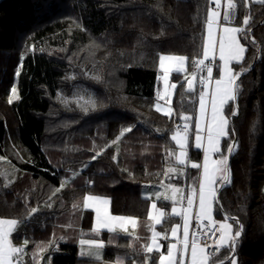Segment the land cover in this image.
<instances>
[{
	"label": "trees",
	"instance_id": "obj_1",
	"mask_svg": "<svg viewBox=\"0 0 264 264\" xmlns=\"http://www.w3.org/2000/svg\"><path fill=\"white\" fill-rule=\"evenodd\" d=\"M182 1L192 5L190 23L167 10L168 0H0V218L27 219L10 235L28 242L23 264H45V255L51 264L116 263L118 257L122 264H144L145 238L94 231L84 197H107L110 213L145 223L150 200L140 193L142 183L196 182L199 168L186 166L183 176L164 171L176 165L171 137L182 114L194 121L199 82L190 91L183 73H171L177 87L169 116L132 99L156 96L161 54L184 55L190 67L201 56L213 3ZM235 1L234 24L250 32L247 41L240 35L246 51L234 68L254 67L239 78L237 100L225 106V153L234 137L237 143L231 183L221 188L214 217H238L245 225L239 264H264V3ZM72 93L86 99L77 103ZM189 147L191 159L199 160L191 141ZM32 208L37 212L28 218ZM82 239L104 242L100 258ZM230 255L225 246L216 261Z\"/></svg>",
	"mask_w": 264,
	"mask_h": 264
},
{
	"label": "snow or ice",
	"instance_id": "obj_2",
	"mask_svg": "<svg viewBox=\"0 0 264 264\" xmlns=\"http://www.w3.org/2000/svg\"><path fill=\"white\" fill-rule=\"evenodd\" d=\"M260 3H264V0H258ZM209 3H215L216 9L213 10L211 7L207 12V29H208V38L203 46V58L194 60L193 63L203 71L204 68H207L208 77L207 79L201 75L199 79V84L201 85L199 93V115L195 118V147L197 149H203V164H202V175L199 182V202H198V211H195V219L197 222L207 218L211 223H214L212 219V206L213 202L218 199L217 193L220 188L225 187L231 183V171L229 167V158L233 151V145H229V155L224 156L220 154L219 159L213 158V154L219 153V145L221 137L228 135L227 127L229 124L228 119L224 116L222 109L225 104L229 101H235L238 98L240 91L239 87V78L243 74L247 73L251 68L254 67L250 65L249 68H242L240 72H234L231 65L233 61H242L244 59V54L246 51L245 44L240 43L238 39V34L243 36L245 41L248 40V35L250 29L241 28V27H228L223 28V35L219 37V60L222 62L220 67V76L215 79L214 85L212 81L213 68L205 63L210 56L212 60H215V43L213 42V25L217 23L221 16L219 9L221 8V0H209ZM247 3V0H245ZM236 5L233 3V0H227V7L223 10V18L229 20L232 15L235 14L234 9ZM250 17L245 15L243 18L244 25H248ZM23 59V56H21ZM186 57H173L160 55V67L164 69L163 80L165 82L164 96L169 97L171 93L169 88L175 89L176 84L169 83V73L172 70L170 67L165 66V61L176 60L179 62L180 67H183ZM17 74H19V69H17ZM195 72L193 73V79H189L187 82L188 90L194 88L195 83ZM99 79V77H96ZM12 93H16V88L13 87ZM13 97H9V103L12 102ZM95 107L94 101H89ZM209 106L211 115L209 117ZM159 110V105L156 106ZM85 111L88 109L85 108ZM172 111L171 108L167 109L166 114H170ZM238 109L234 110L232 115H238ZM181 119L186 121L182 130H177L171 137L173 141L180 148V152L177 155V161L179 164H185L188 156V145H189V132L190 127L188 121L191 120V117L188 114H182ZM202 119L204 120V127H202ZM131 131V127L124 128L121 130L120 135L116 137L118 141L120 136L124 135L127 132ZM206 131V136H205ZM234 131V128L232 129ZM206 140V143H205ZM112 141L111 143H115ZM234 144L236 142L234 141ZM108 145H105L107 148ZM238 148V144H237ZM103 151V149H102ZM100 153H97L96 156L92 157V160L97 159ZM116 157H113L115 159ZM3 159V158H0ZM87 167V164L85 165ZM193 168H200L201 165L197 163L192 164ZM169 171L175 172L176 169H170ZM91 183V181H89ZM64 187V184H61V188ZM173 190V205H175L176 195L180 193V189L175 188V186H169ZM93 199L92 197H84V206L90 207L88 203L89 200ZM167 199V198H166ZM181 201L185 197L180 195ZM187 207H181L177 209L175 206L172 208V213L177 216L183 217V239L177 237V244H169L167 255L161 254L159 258V264H210V254L206 252L208 245L202 243V237L198 236L196 232L189 233L190 221L193 219L194 212V200H195V189H193L186 197ZM75 207V205H74ZM153 208H156L154 203ZM37 209L32 208L28 213V218L32 214L36 213ZM151 219L155 220L156 223H160L159 216H153L152 212H149ZM228 220H232L235 224L228 223ZM125 221L135 224L133 218L125 217H113L107 214L105 210L104 214H100V210L97 209V224L94 225V231L98 228H106L109 232H113L115 227L119 226L121 229L126 230ZM27 219L17 220V219H0V264H20L19 254L24 251L23 246H14L9 239V235L13 232L17 225L26 223ZM179 225L173 226L172 235L177 236V228ZM219 237L214 241L216 245V252H220L221 248L227 246L230 250L231 255L225 257L224 260L219 261V264H226L228 260L231 261V264H239L236 253L238 252L239 247L242 244L244 233L246 232V227L242 224L238 217L225 216L224 221L220 222L219 225ZM234 233V234H233ZM160 233L153 231L152 243L147 245L145 248L146 252H152L153 248H158L159 245L156 243V237ZM215 235V233H213ZM25 240V245L27 244ZM81 245H89L90 248H95L97 251L95 253H89L90 255H95L96 258L99 257V250L102 249L105 245L102 240H81ZM179 245V247H178ZM132 245H129L131 247ZM190 248V259L189 256ZM84 252H81L83 255ZM120 257L117 258V264H120Z\"/></svg>",
	"mask_w": 264,
	"mask_h": 264
},
{
	"label": "crops",
	"instance_id": "obj_3",
	"mask_svg": "<svg viewBox=\"0 0 264 264\" xmlns=\"http://www.w3.org/2000/svg\"><path fill=\"white\" fill-rule=\"evenodd\" d=\"M248 2H252V3H260L258 2V0H247ZM233 3L236 5V1L233 0ZM168 8L167 10L173 14L175 17H177L179 20H182L183 22L186 23H190L191 19H190V10H191V3L188 1H182V0H168ZM180 7H182V9H184V11H181ZM227 7V0H221V8ZM211 8L213 10H217L216 9V5L215 3H213V5L211 6ZM220 8V9H221ZM219 9V11H220ZM188 13V14H187ZM207 21V20H206ZM225 26L228 27H239L235 24H231V23H222L220 22V20L217 21V23H214L213 25V35H212V39L213 42L215 43V60H212L211 56L207 59V60H211V61H215L216 67L214 70V75H213V85H214V81L215 79L219 78L220 76V67L222 62L219 60V37L223 35V28ZM208 38V29H207V23L205 22L204 25V39H203V46L205 41ZM238 39L240 40V34H238ZM240 43L241 40H240ZM243 44V43H242ZM200 59L203 58V48H202V53L201 56L199 57ZM197 58V59H199ZM196 59V60H197ZM186 62H184V64L186 65L187 69H190V75H189V79H193V73L195 72V83H194V88L196 87L197 83L199 82L200 76H201V71L199 68H197V66L193 64V66H189L188 64V60H185ZM241 61L237 62V61H233L231 62V67L233 69L234 72H238L235 68H234V64H238ZM160 63V60H159ZM160 65V64H159ZM178 72V71H176ZM163 74V73H162ZM162 79L160 78V89L159 91L156 93V96L153 98H145V97H139V98H132L134 99V102L144 108L147 107H152V104H154L153 99L159 98V95L162 93ZM188 82V79H187ZM201 86V85H200ZM199 92V91H198ZM230 102V101H229ZM228 102V103H229ZM227 103V104H228ZM225 104V106L227 105ZM225 106L222 109V112L224 114V116L228 119V116L225 114ZM156 109V108H154ZM172 109V106H171ZM173 112V109L171 111V114ZM199 115V93H198V99H197V107H196V114H195V118L196 116ZM209 117L211 115L210 112V106H209ZM195 118L193 122H188L189 123V127H190V132H189V142H192V145L194 147V149L198 150L200 155H199V160H192L191 157L189 156V145H188V156H187V160L185 164H179L181 166V171H175V172H171L168 171L167 175H173V176H177V175H184L185 172V167L189 166L192 167L193 163H197L199 165H201V167L198 169V175L196 178V182H184L181 180H177L175 182L170 181V179L167 180H162L160 182L163 181H167L168 183H170V185L172 186H177L176 188L181 187V191H182V195L185 197V199L180 203L177 201V198L175 200V205H173V201L171 199L167 200L165 202L166 205H162L160 203H162V201H158L157 204V209L154 210L153 212V216H159L160 219V223H156L155 220L151 219L149 216V212H150V202H149V207H148V214H147V219L145 220V223L142 222H138L136 218L131 217V216H123V215H115L110 213V200L107 197L104 196H94L95 199L100 200L101 201V205L99 208H94L91 207V211L93 212V216H92V229H94V225L97 224V209L100 210V214L103 215L105 210L107 211V214L113 217H125V218H133L135 221V224L133 225V223L125 221L126 224V231L125 229H121L119 226L115 227L114 230H119L123 233L125 232H129V235H134L137 237H141V238H145V248L147 245H150L152 243V236H153V231L160 233L159 236L156 237V243L159 245L158 248H153L152 252H146V257H145V262L144 264H159V258L161 254L167 255V250H168V245L169 244H177V237H179L180 239H183V217L182 216H177L174 215L172 213V208L173 206H175L177 209H180L181 207H187V195L189 194V192H191L193 189H195V200H194V212H193V216L195 215V211H198V202H199V182H200V178L202 175V164H203V149H197L195 147ZM229 121V119H228ZM186 123V121H184L179 127L181 129H179V127L177 128V130H182L184 124ZM202 123V127H204V120L202 119L201 121ZM229 129V124L227 127V131ZM176 130V131H177ZM205 136H206V131H205ZM228 135L221 137L220 140V145H219V153L213 154V158L215 159H219L220 158V154L224 155V156H228L227 153H225V150L222 147V142L224 140V138H226ZM206 143V140H205ZM175 147H174V151H173V155L175 154L176 150L180 151L179 146L176 144V142L174 141ZM232 144V143H231ZM229 153V152H228ZM177 162L176 166L178 165V161L175 160ZM170 169H175V168H170ZM166 170V168H165ZM159 183V182H158ZM142 185V184H141ZM140 185V187H141ZM140 190V188H139ZM86 196H91L92 195H86ZM150 200V199H149ZM217 201V200H216ZM216 201L213 202V206H212V219H214V205L216 203ZM85 208V206H84ZM85 209H89L88 207ZM169 217L170 218V223L169 224H165L164 220ZM207 219V218H206ZM220 222L224 221V219L219 220ZM192 220L190 221V225H191ZM228 223H230L228 221ZM179 225V227L177 228V236H173L172 235V228L173 226ZM190 225H189V233H190ZM98 231H109L106 228H98L96 229ZM12 233V232H11ZM10 233V235H11ZM127 234V233H125ZM190 238V237H189ZM82 240H88V239H82ZM87 245V244H85ZM89 246V245H88ZM179 247V245H178ZM155 253V256H153L152 254ZM153 256V257H152ZM218 256V255H217ZM217 256H212L210 258V264H213L215 262V264H219V261L221 260H217ZM188 259H190V248H189V256L187 257ZM123 260H120V264H122ZM105 263H109V262H102L100 264H105ZM117 263V262H116ZM109 264H113V263H109ZM231 264V262H230Z\"/></svg>",
	"mask_w": 264,
	"mask_h": 264
},
{
	"label": "rangeland",
	"instance_id": "obj_4",
	"mask_svg": "<svg viewBox=\"0 0 264 264\" xmlns=\"http://www.w3.org/2000/svg\"><path fill=\"white\" fill-rule=\"evenodd\" d=\"M181 11H184V9H182V7H180ZM188 14V13H187ZM182 23L186 24V22H183L182 20H180ZM19 43H18V48H22V46L24 45L23 42L21 41V39H19ZM165 56H173V57H185L184 55H172V54H165ZM186 62V61H185ZM160 64V63H159ZM165 66L166 67H170L172 70L170 71L169 73V83L170 84H173L170 80V77H171V73L172 72H181L184 74V76L189 80V75H190V69H187L186 68V65L184 64L183 67H180L179 65V62L176 61V60H172V61H168L166 60L165 61ZM159 69H160V73H163V75L161 76V79H162V93L159 95V98H156V99H153V102L154 104H152V106L154 108H156L157 110V105H159V112H161L162 114H165V115H171L170 114H166L167 113V109L171 108V97H172V93H173V89L169 88V92L171 93V95L169 97H165L164 96V88H165V82L163 80V76H164V69H162L159 65ZM76 89H74L75 91ZM73 91V92H74ZM73 97L75 96V100L78 102H82L84 101L83 99H86L85 97L82 99V95H80L77 99H76V95L77 94H73ZM71 95V96H72ZM71 96L69 98V101L71 100ZM122 99L126 100L127 98L131 101L132 99L129 98V96H126V95H121ZM113 141H116L115 143H111V145L113 144V146H117V143L118 141L116 139H114ZM180 151H177L175 152L174 154V157H175V160H177V155L179 154ZM177 164V162H176ZM170 168H175L178 172L181 171V166L178 165H169L166 167V170L164 171V175L166 174L167 175V172L170 170ZM73 179V175L68 177L67 179H65L63 181V184H64V187ZM170 186V183H168L167 181H163V182H149V183H142L141 187H140V193L143 197L145 198H148L150 199V211L154 212L155 209H157V204H158V201H162V204L163 206L166 205L165 202L167 200H170L172 199L173 197V190L169 187ZM172 186V185H171ZM177 186H175L176 188ZM59 189H61V186L59 187ZM177 189H180V193H177L176 195V198H177V201L178 202H182L181 199H180V195L182 194V191H181V187L178 186ZM263 190H264V186H263ZM93 199L89 200L88 203L91 205L90 207H88L90 210L91 207H94V208H99L100 205H101V201L100 200H97L94 198V196H97V195H92ZM91 197V196H89ZM167 198V199H166ZM156 204V208H153V204ZM83 208H84V202H83ZM86 208V207H85ZM84 208V209H85ZM0 219H4V218H0ZM18 227V225H17ZM16 227V228H17ZM126 231H129V230H126ZM127 234H129V232H125ZM9 239L11 240V243L14 245V246H23L24 247V251L22 253L19 254V259H20V264H23L24 263V260H25V240L24 241H21L20 243H15L14 241H12L10 235H9ZM95 253L97 250L94 249L93 250ZM99 256H100V250H99ZM43 261L45 264H51V258L49 255H45L43 257ZM105 264H109V263H105ZM113 264H117V263H113Z\"/></svg>",
	"mask_w": 264,
	"mask_h": 264
},
{
	"label": "built area",
	"instance_id": "obj_5",
	"mask_svg": "<svg viewBox=\"0 0 264 264\" xmlns=\"http://www.w3.org/2000/svg\"><path fill=\"white\" fill-rule=\"evenodd\" d=\"M224 8H226V7H224ZM224 8L221 9L220 21L226 22V23H234L236 20V16H237L236 9H234L235 14L232 15L229 20H225L223 18ZM205 63L210 65L213 68V73H212V81H213V79H214L213 75H214V70L216 67V62L205 60ZM201 75H203L207 79V77H208L207 68H204L203 71H201ZM157 87H158V84H157ZM200 89H201V87L199 88V93H200ZM213 221H214V223H211V227H209L210 221L208 219L205 218V219L197 222V220L195 219V215H194L192 222H191V225H190V238L189 239H191V233L192 232H196L198 236H201L202 237L201 242L206 243L208 245V247L206 248V252H208L210 254V257L216 256L221 252V250H220V252H216V245L214 243V241L216 239H218V237H219L218 229H219L220 223L217 222L216 220H213ZM213 233H215V235H213Z\"/></svg>",
	"mask_w": 264,
	"mask_h": 264
},
{
	"label": "water",
	"instance_id": "obj_6",
	"mask_svg": "<svg viewBox=\"0 0 264 264\" xmlns=\"http://www.w3.org/2000/svg\"><path fill=\"white\" fill-rule=\"evenodd\" d=\"M236 101V100H235ZM234 141L236 142L237 140H236V137H234V139H233V141H232V144L231 145H233V151H232V154H231V156H230V158H229V167H230V160H231V157H232V155H233V153H234V151H235V149H236V144H234ZM237 143V142H236ZM228 155H229V153H228ZM220 190H221V188H220ZM220 190L218 191V193H217V196H218V199H217V201H219V192H220Z\"/></svg>",
	"mask_w": 264,
	"mask_h": 264
},
{
	"label": "bare ground",
	"instance_id": "obj_7",
	"mask_svg": "<svg viewBox=\"0 0 264 264\" xmlns=\"http://www.w3.org/2000/svg\"><path fill=\"white\" fill-rule=\"evenodd\" d=\"M17 60V59H16ZM14 67V66H13ZM81 119V118H80ZM52 120V119H51ZM49 121H50V119H49ZM75 125V124H74ZM72 126V125H71ZM51 131V130H50ZM64 132V131H63ZM52 133V132H51ZM57 134V133H56ZM50 138V137H49ZM51 140V139H50ZM80 141V140H79ZM22 142V141H21ZM24 146V145H23ZM44 149V148H43ZM46 149V148H45ZM28 150V149H27ZM29 152V151H28ZM73 163H74V161H73ZM84 163V162H83ZM61 166H63V165H61ZM66 166V165H65ZM64 166V167H65ZM54 168V167H53ZM69 176V175H68ZM1 178V177H0ZM36 180V179H35ZM21 181V180H20ZM25 181V180H24ZM37 182V181H36ZM14 184V183H13ZM12 184V185H13ZM16 186V185H15ZM29 186V185H28ZM49 188V187H48ZM9 189H10V187H9ZM31 189V188H30ZM11 190V189H10ZM35 192V191H34ZM17 193H18V191H17ZM21 193V192H20ZM29 193V192H28ZM26 194V193H25ZM30 195V194H29ZM47 196V195H46ZM107 196V195H106ZM32 197V196H31ZM32 198H34V197H32ZM39 198V197H38ZM45 199V198H44ZM42 200V199H41ZM111 210V209H110ZM33 239V238H32ZM35 239V238H34ZM49 249V248H48ZM49 252V251H48ZM219 258V257H218Z\"/></svg>",
	"mask_w": 264,
	"mask_h": 264
}]
</instances>
